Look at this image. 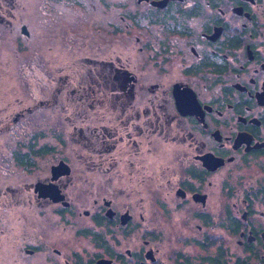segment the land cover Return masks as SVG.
<instances>
[{
    "label": "flooded vegetation",
    "instance_id": "af4514ba",
    "mask_svg": "<svg viewBox=\"0 0 264 264\" xmlns=\"http://www.w3.org/2000/svg\"><path fill=\"white\" fill-rule=\"evenodd\" d=\"M21 1L0 0V28L13 30ZM62 1L75 34L62 43L90 55L52 68L47 45L72 104L49 126L58 147L28 139L7 155L23 178L0 192L7 264H192L179 248L195 227L205 249L214 226L263 264L264 0ZM41 2L50 28L53 0ZM167 236L169 261L154 246Z\"/></svg>",
    "mask_w": 264,
    "mask_h": 264
},
{
    "label": "rangeland",
    "instance_id": "374dc122",
    "mask_svg": "<svg viewBox=\"0 0 264 264\" xmlns=\"http://www.w3.org/2000/svg\"><path fill=\"white\" fill-rule=\"evenodd\" d=\"M41 0H24L21 1V11L16 10L17 24L12 31L5 28H0V192H3L8 186L16 182L20 184L23 178L22 168L17 167L11 160L10 151L14 144H21L31 140H39L46 142L49 145L58 147L55 137H59V130L49 128L53 123L60 122L57 108L67 104H72L71 99L66 98V92L69 91L67 86L69 82H62L61 72L50 75L47 74V65H45L46 48L48 43H51L52 53H54L53 67L57 69L63 67L65 62H69L75 57L90 55L87 49H77L70 45H65L62 42L74 41V31L68 27L63 29V19L59 21L61 12L63 17L71 19L73 13V5L71 2L62 0H53L51 3L52 11L50 17L51 25L47 27V13L42 8ZM26 24L29 30V36L21 33V25ZM67 30V31H64ZM66 35V38L64 37ZM83 50L82 52H79ZM85 50V51H84ZM97 50V51H95ZM93 51L98 57H105L107 50L98 48ZM137 51V50H136ZM114 53H120L121 57H126L130 51L123 49H115ZM62 88V92L59 90ZM66 102V103H65ZM66 127L63 135L71 131L68 123H64ZM45 138V139H44ZM67 145L70 144L67 141ZM73 148V147H72ZM91 180V178H89ZM89 185V183L87 184ZM89 203L84 201L83 208L89 209ZM261 210H263L260 207ZM194 242L187 246L184 242V247L179 248L181 251L186 249L189 253L195 254L190 261L196 264L201 260L202 256L214 255L217 247H221L227 264H231L236 256H240L242 260H246L247 264H255L258 262L257 257H244V253L237 246V237L226 233L224 237L223 229L219 226H214L209 229L212 237L211 242H208L205 249L197 242L200 239V233L193 227ZM155 241L154 246L159 247L160 253L166 261H169L171 252H167L172 246V238L163 237L162 242ZM80 244L84 258L93 254L92 243L87 238H82ZM220 245V246H219ZM186 247V248H185ZM4 249L7 251L8 247ZM0 254V264H7L8 259ZM245 258V259H244ZM10 260V259H9ZM207 264H210L207 262ZM264 264V263H263Z\"/></svg>",
    "mask_w": 264,
    "mask_h": 264
},
{
    "label": "water",
    "instance_id": "95a60500",
    "mask_svg": "<svg viewBox=\"0 0 264 264\" xmlns=\"http://www.w3.org/2000/svg\"><path fill=\"white\" fill-rule=\"evenodd\" d=\"M22 33L25 34V35L27 34V31H26L24 26L22 27ZM95 264H100V262L98 261Z\"/></svg>",
    "mask_w": 264,
    "mask_h": 264
},
{
    "label": "trees",
    "instance_id": "16d2710c",
    "mask_svg": "<svg viewBox=\"0 0 264 264\" xmlns=\"http://www.w3.org/2000/svg\"><path fill=\"white\" fill-rule=\"evenodd\" d=\"M240 262H239V260H234V263L233 264H239Z\"/></svg>",
    "mask_w": 264,
    "mask_h": 264
}]
</instances>
